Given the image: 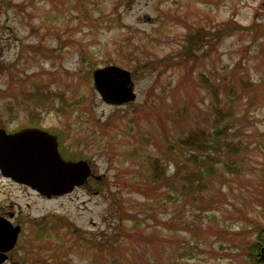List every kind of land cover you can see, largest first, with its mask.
<instances>
[{
    "label": "rangeland",
    "instance_id": "obj_1",
    "mask_svg": "<svg viewBox=\"0 0 264 264\" xmlns=\"http://www.w3.org/2000/svg\"><path fill=\"white\" fill-rule=\"evenodd\" d=\"M108 65L130 71L134 100H102L92 72ZM0 67V128H42L91 171L51 198L0 178V205L24 227L15 264H253L264 0H0ZM220 119L240 175L217 164L195 198L181 195L198 164L169 144L212 143Z\"/></svg>",
    "mask_w": 264,
    "mask_h": 264
},
{
    "label": "water",
    "instance_id": "obj_2",
    "mask_svg": "<svg viewBox=\"0 0 264 264\" xmlns=\"http://www.w3.org/2000/svg\"><path fill=\"white\" fill-rule=\"evenodd\" d=\"M92 77L96 91L106 103L123 104L136 98L129 70L108 65L96 68ZM0 172L51 197L67 194L85 184L91 171L86 160L63 159L53 134L42 128L26 127L11 133L0 128ZM16 233L14 228L11 246ZM260 251L264 252V246Z\"/></svg>",
    "mask_w": 264,
    "mask_h": 264
},
{
    "label": "trees",
    "instance_id": "obj_3",
    "mask_svg": "<svg viewBox=\"0 0 264 264\" xmlns=\"http://www.w3.org/2000/svg\"><path fill=\"white\" fill-rule=\"evenodd\" d=\"M219 112L222 116L224 115V112ZM221 119L215 121V124L219 125L215 126L209 133V138L213 139L212 143L206 142V134H203L200 139L198 133H193L195 137H180L175 141V143L169 144V150L173 151L175 149L179 153H185L187 154L186 161L191 164H198L194 170L187 173V179L184 180L187 183L182 185L183 188L180 191L181 195L188 192L192 194V199L195 198L196 196L194 193L201 192L206 187L205 179L213 174L217 164L222 163L226 171L235 175H240V168L237 166L234 156V154L240 151V143L239 141L233 143L232 141H228L222 137L225 134V132L222 134V130H226L229 126H220ZM200 134H202V132H200ZM257 145L258 148L264 152V133L261 137V141H259ZM186 148L188 150L185 152L184 149ZM156 162L157 163L151 162V166L154 167V170L145 176L146 181L150 184L159 182L161 175L163 176L164 173L163 168L161 170L159 169L160 165H158V160ZM257 172L258 186L256 192L253 194L251 202L254 209H256L258 216L260 218H264V159L258 166ZM191 178H194L197 182H194ZM166 195L169 196L171 194L165 193L164 196ZM46 223L47 222L39 221L36 226L37 228L35 229L36 232L41 234L49 231L50 229H48ZM56 225L57 226H54L53 229H58L59 226L61 227L58 222ZM255 228H257L255 229L257 235L254 237L253 241L249 243L245 250H247L246 252H248V256L253 264H264V258L262 257L263 255L260 251L261 247L264 245V226L259 225Z\"/></svg>",
    "mask_w": 264,
    "mask_h": 264
},
{
    "label": "flooded vegetation",
    "instance_id": "obj_4",
    "mask_svg": "<svg viewBox=\"0 0 264 264\" xmlns=\"http://www.w3.org/2000/svg\"><path fill=\"white\" fill-rule=\"evenodd\" d=\"M0 178L9 184H17L21 185L26 188H30L27 185L17 183L13 181L11 178L6 177L1 174L0 172ZM31 189V188H30ZM33 190V189H31ZM34 191V190H33ZM39 194L38 192H36ZM40 195V194H39ZM42 196V195H40ZM45 197V196H43ZM53 197V196H52ZM51 198V197H46ZM11 206V205H9ZM16 214L14 212L7 211L4 209V206L0 205V264H15L12 260L11 253L15 249V247L18 244L19 241V234L22 232V229L24 228L23 225L17 220L18 218L15 216ZM21 216V215H20ZM14 228H17V233L15 237V242L11 246V232ZM32 235V232H30ZM40 235V234H39Z\"/></svg>",
    "mask_w": 264,
    "mask_h": 264
}]
</instances>
